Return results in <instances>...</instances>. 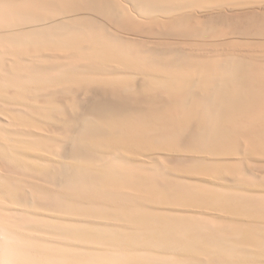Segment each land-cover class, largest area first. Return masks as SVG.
<instances>
[{"label":"bare ground","instance_id":"bare-ground-1","mask_svg":"<svg viewBox=\"0 0 264 264\" xmlns=\"http://www.w3.org/2000/svg\"><path fill=\"white\" fill-rule=\"evenodd\" d=\"M0 264H264V0H0Z\"/></svg>","mask_w":264,"mask_h":264},{"label":"rangeland","instance_id":"rangeland-1","mask_svg":"<svg viewBox=\"0 0 264 264\" xmlns=\"http://www.w3.org/2000/svg\"><path fill=\"white\" fill-rule=\"evenodd\" d=\"M246 174H248L249 177H251V178H253V179H256V178L254 177V174H252L250 171L246 170ZM205 224H207V223H203V224H202V229L205 230V231H207V228H206Z\"/></svg>","mask_w":264,"mask_h":264}]
</instances>
